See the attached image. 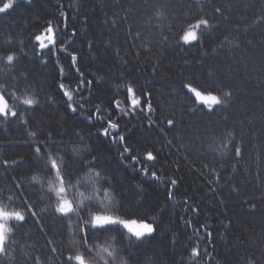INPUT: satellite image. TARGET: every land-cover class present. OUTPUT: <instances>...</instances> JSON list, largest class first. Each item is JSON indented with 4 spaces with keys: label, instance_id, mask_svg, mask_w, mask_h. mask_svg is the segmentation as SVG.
<instances>
[{
    "label": "snow or ice",
    "instance_id": "snow-or-ice-1",
    "mask_svg": "<svg viewBox=\"0 0 264 264\" xmlns=\"http://www.w3.org/2000/svg\"><path fill=\"white\" fill-rule=\"evenodd\" d=\"M96 3L100 10L105 7L104 0H96ZM112 3L121 7L120 0H112ZM34 4L35 0H3L0 3V14H7L20 6L30 8ZM87 11L83 4H69L66 10L65 5L58 2L56 12L45 19L42 28L37 29L38 34L26 31L25 38L19 39L12 33L5 35L0 29V128L7 131L15 126L19 133L18 139L0 138V142L9 140L0 149V264H15L17 258L13 255L16 252L14 246L19 244V238L28 234L25 231L26 225L45 238L44 247L48 250L43 261L37 256L30 258L31 264H100V261L103 264H162L154 258L159 255L152 246L157 237L172 248L182 246L183 251L189 253L188 259L192 264H202L205 257L210 259V264H219L212 255L215 252L216 230L210 228L207 221L198 219L201 210L192 196L186 195L183 200V210L189 214L187 218L183 215L179 217L183 230L163 228L161 217L167 203L157 206L155 210L145 207L142 202L130 203L122 192L117 191L112 173L102 163L105 158L102 145L107 140L108 146L116 147L120 158L133 162L130 165L133 171L140 172L152 183L160 181L156 164L163 147L170 148L172 141L165 143L162 139L163 147L156 149L153 146L152 150L145 152L144 161H141L135 154L126 155L135 151L128 140L138 130V125L143 126L145 120L149 129L159 127L161 132L165 131V123L168 129H175L178 121L175 112L163 121L156 115L158 106H154L151 99L152 91L140 87L136 80L126 78L125 73L129 71L128 65L131 62L121 56L119 50L116 51V58L122 70L115 84L111 77L105 79L93 74L91 79L88 78L82 66L83 48L74 46L84 40L89 56L97 58L100 55L99 46L87 38V30L81 31L82 25L89 24ZM230 11L231 0H228L227 5L214 6L211 16L202 9L196 12L189 8L188 15H182L176 22L179 28L175 35L161 34L154 46L161 49L162 55L163 50L170 46L184 51V46H192L193 42H205L219 27L214 21L231 23L230 16L225 14ZM82 16L84 19L81 22ZM126 21L127 17L111 21L105 17L103 23L109 26L110 32H115L119 24ZM257 23L264 26V11L259 14ZM174 27L175 23L169 28V33ZM133 32L134 40H144L143 34L135 28L128 31L126 37L132 36ZM148 42L153 41L149 39ZM111 49L112 41L109 40L104 45V51ZM141 49L135 53L137 60L144 55H152L151 49L147 52L143 50V44ZM201 52L207 58L215 54L216 49L206 52L202 48ZM53 59L57 75L53 90L49 93L44 83L35 78L31 63L38 60L40 64L47 65ZM182 60V90L186 89L190 94L189 100L192 99L191 94L195 96L191 107L185 102L182 111L193 115L202 112L205 107L208 112H215L218 108L227 111L235 93L230 88L224 90L226 86L217 83L214 73H209L200 84L201 90L193 87L192 81L184 82L188 79L184 73L190 72L192 61L186 56ZM150 66L151 71L157 74L162 65L157 60ZM74 82L75 87H72ZM57 90L59 96L56 95ZM86 90L89 91L88 96H85ZM214 91L221 95H213ZM121 95L123 100L117 98ZM122 103L127 105L126 109L121 108ZM52 110L58 117L55 126L44 119ZM154 115L155 119L152 118ZM66 116L69 119L65 120ZM116 116L119 119L114 122L113 117ZM80 118L88 123L75 122ZM125 118H128L126 126L120 128ZM133 119H137V124L128 127L127 124ZM92 129H95V133ZM235 139L232 136V147L222 152L221 156L225 161L232 159L240 163L244 159L243 149L246 146L243 138L240 144ZM77 142L84 145L83 150L73 149L72 145ZM10 149L16 150L11 156ZM261 156L264 157V151ZM137 163L142 165L139 169L136 168ZM93 168L101 170L97 175L102 177L103 184L120 196L121 203L117 209L119 215L103 211L109 205L102 200L97 205L95 202L76 203L69 198V189L78 187L74 180ZM203 168H209V165L203 164L202 168L196 170L198 177L205 175ZM225 172L226 169L217 171L211 167L209 175L214 173L217 180L214 182L205 177L207 185H220V181L227 184L234 177H226ZM231 172L238 176L240 169L232 165ZM37 175L50 178L47 192L43 184L34 183ZM256 178L264 184V176L258 174ZM181 179L168 177V184L165 185L166 200H173L175 188ZM141 184H137V187H141ZM79 186L83 187L82 184ZM209 191L216 194L217 188L210 187ZM138 196L142 197L143 192L138 193ZM41 204H45V207H40ZM243 205L251 212H255L258 207L257 201L251 198L244 200ZM223 227L230 230V222ZM188 229H192L191 235H188ZM184 236H187L186 241H182ZM65 238L71 242V246L65 244ZM102 239L111 240L112 244L94 251ZM101 253H106V256ZM24 255L27 256L26 253ZM24 264H28V259L24 260ZM246 264H257V258L250 256Z\"/></svg>",
    "mask_w": 264,
    "mask_h": 264
},
{
    "label": "trees",
    "instance_id": "trees-1",
    "mask_svg": "<svg viewBox=\"0 0 264 264\" xmlns=\"http://www.w3.org/2000/svg\"><path fill=\"white\" fill-rule=\"evenodd\" d=\"M2 2L3 0H0V3ZM58 2L64 4L66 10L69 4H83L88 10L89 24L82 25L81 31L87 30V38L99 46L100 55L97 58L89 56L84 40L78 41L74 46L83 48L82 66L89 79L93 74L105 79L111 77L115 84L122 70L116 58V51L119 50L120 55L131 62L128 65L129 71L125 73L126 78L136 80L140 87L152 91L151 99L154 106H158L156 115L163 121L175 112L178 121L175 129H168L165 123V131L161 132L159 127L149 129L145 120L143 126L138 125V130L129 137L128 143L135 151L126 155L135 154L141 161H144L145 152L152 150L153 146L156 149L163 147L162 139L165 143L172 141L170 148L163 147L157 161L156 170L161 180L156 183L148 181L140 172L133 171L130 167L133 162L120 158L116 147L108 146L107 140L104 141L102 149L105 158L102 163L112 173L117 191L122 192L130 203L142 202L145 207H152L153 210L167 203L168 206L161 217V226L172 228L173 231L183 230L179 217L189 216L183 210V200L186 195L192 196L201 210L198 219L207 221L210 228L216 230L215 252L212 255L217 258L219 264H246L247 259L253 255L257 258V264H264V184L256 178L258 174L264 176V157L261 156L264 151V26L257 23L259 14L264 11V0H231V11L225 13L230 16L231 23L214 21L219 27L207 41L193 42L192 46H184V51L170 46L163 50L162 55L161 49L154 46L155 41L161 34L175 35L176 29L179 28V23L176 22L182 15H188L189 8L196 12L202 9L211 16L214 6L227 5L228 0H120L121 7L114 6L112 0H104L105 7L102 10L96 0H35V4L30 8L20 6L7 14H0V29L5 35L12 33L19 39H24L26 31L37 32L38 28H42L45 19L56 12ZM105 17L109 21L127 17V21L119 24L115 32H110L109 26L103 23ZM83 19L82 16L81 22ZM174 23L175 27L169 33L168 30ZM132 28L143 34V41L133 39L135 32L126 37V33ZM149 39L153 42L149 43ZM109 40L112 41V49L105 52L104 45ZM141 44L145 52L151 49L152 55H144L137 60L135 53L142 50ZM205 44L207 47H204ZM202 48L206 52L215 48L216 53L205 58L202 56ZM185 56L192 64L190 72L184 73L188 78L184 82L192 81V86L201 90L200 84L209 73H214L217 83L226 86L224 90L230 88L235 93L227 111L218 108L215 112H208L206 107L195 115L182 111L185 102L191 107L192 100L195 99L194 94H191L192 99L189 100L190 94L181 87L182 57ZM157 60L162 66L159 73L154 74L150 65ZM31 67L35 78L44 83L46 91L51 93L57 75L54 59L47 65L40 64L38 60L33 61ZM72 87H75V82ZM212 94L221 95L216 91ZM56 95L59 96L58 90ZM88 95L89 91L86 90L85 96ZM117 98L123 100L122 95ZM121 108L126 109L127 105L122 103ZM57 118L54 110L44 117L53 126ZM152 118L155 119V115ZM67 119L69 117L66 116L65 120ZM118 119V116L113 117L114 122ZM127 119L120 123V128H125ZM75 122L88 123L83 121V118ZM132 124H137V119L131 120L127 126ZM92 131L95 133V129ZM232 136L236 137L237 144H240L243 138L246 146L243 149L244 159L240 163L232 159L225 161L221 156L222 152H227L232 147ZM2 137L18 139L19 133L15 126L7 131L0 128V138ZM8 143L9 140L0 142V149ZM72 147L74 150H83L84 145L77 142ZM15 151L10 149L9 155ZM203 164H208L209 168H203L205 175L198 177L196 170L202 168ZM232 165L240 169L238 176L231 172ZM141 166L140 163L136 164L137 169ZM211 167H215L217 171L226 169L225 176L234 178L227 184L220 181L222 187L215 183L207 185L205 177L214 182L217 180L214 173L209 175ZM100 171L93 168L81 173L74 180L78 187L69 189V198L74 199L76 203L95 202L97 205L102 200L109 205L102 209L103 211L110 215H119L117 209L121 203L120 196L103 184L102 177L97 175ZM168 177L182 178L171 201L166 200L165 185L168 184ZM49 180L50 178L37 175L34 183L43 184L44 191L47 192ZM80 184L83 187H80ZM137 184H141V187L138 188ZM210 187H216L217 193H211ZM140 192H143L142 197L138 196ZM250 198L258 203L255 212L249 211L247 206L243 205V201ZM40 207H45V204ZM229 222L230 230H225L223 225ZM25 231L28 234L19 238V244L14 246L16 252L13 255L17 258L15 264H24L25 259L31 264L30 258L37 256L43 261L48 254L44 247L45 238L27 225ZM191 234L192 229H188V235ZM203 234L201 230V235ZM186 240L187 236L182 237V241ZM65 244L71 246L67 238ZM110 244L111 240L102 239L94 251H100ZM152 246L159 254L154 258L162 264H173V261L175 264H181L182 257L183 264H192L188 259L189 253L184 252L182 246L172 248L165 245L159 237L154 240ZM209 250L211 251V248ZM101 254L106 256V253ZM100 264H103V261H100ZM202 264H210V259L205 257Z\"/></svg>",
    "mask_w": 264,
    "mask_h": 264
}]
</instances>
